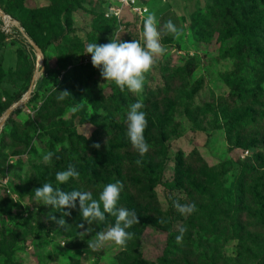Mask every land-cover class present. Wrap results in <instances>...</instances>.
Returning a JSON list of instances; mask_svg holds the SVG:
<instances>
[{"label": "rangeland", "instance_id": "obj_1", "mask_svg": "<svg viewBox=\"0 0 264 264\" xmlns=\"http://www.w3.org/2000/svg\"><path fill=\"white\" fill-rule=\"evenodd\" d=\"M16 1L11 11L33 29L38 45L53 33L66 37L48 47L39 66L33 51L32 67L30 52L18 58L22 38L0 34V121L25 97L35 79L29 98L13 108L0 130V264H158L170 233L169 264H255L257 256L264 253V63L245 78V84L241 81L248 93L260 91V98L241 102L233 96L232 102L228 101L225 79L234 69V58L228 51L239 38L219 35L217 41L198 42L189 29L191 15L211 0L148 1L149 14L157 19L166 51L155 58L146 74L142 94L126 88L121 92L83 61V43L97 42V35L88 34L93 24L101 21L109 0H81L79 9L70 15L71 29L56 0ZM168 20L175 24L178 35L166 33L163 26ZM123 26L126 29L120 40H139L143 46L142 26L138 28L129 15L123 16ZM258 37L263 43L253 49L264 58V33ZM108 40L109 36L103 39L105 44ZM188 64L192 72L185 75ZM174 71L179 73L178 83L170 87ZM114 88L126 100L141 103L147 93L154 96L164 88L171 89L168 98H158L154 107L141 109L146 113L147 139L156 126H163L166 155L159 153L163 151L159 145L152 147L156 161L150 174L138 176L142 173L135 161L141 157L125 129L124 157L116 150L110 152L106 142L98 158H88L81 166L74 164L79 176L98 168L93 180L86 174L83 183L70 179V184L62 187L55 179L58 171L67 169L62 166L38 179L40 171L51 166L43 156L69 147L67 135H54L55 125H71L80 138L89 140L102 126L111 128L117 123L115 107L98 97L105 93L111 98ZM63 91L71 97L59 99ZM169 118L172 122L166 126ZM111 147L117 148V143ZM117 180L123 184L119 206L134 210L139 220L127 229L134 237L123 248L113 242L100 249L88 247V240L99 231L114 226L115 217L106 214L105 222L88 225L77 201L71 215L64 217L68 226L59 228L47 217L51 214L58 220L62 213L34 198V190L48 182L66 192L90 191L98 200L103 187ZM175 201L194 203L197 211L182 216L173 207ZM80 224L93 232L80 236L84 231L77 227ZM181 225L187 232L178 243Z\"/></svg>", "mask_w": 264, "mask_h": 264}, {"label": "trees", "instance_id": "obj_2", "mask_svg": "<svg viewBox=\"0 0 264 264\" xmlns=\"http://www.w3.org/2000/svg\"><path fill=\"white\" fill-rule=\"evenodd\" d=\"M81 0H56L55 3L61 5L62 12L64 14L65 24L68 25L69 29H71L70 23V15L77 9H79V4ZM17 4L16 0H5L3 3L0 0V8L2 11L8 15H10L14 20L19 22V24L25 27V32L28 37L33 41V43L39 48L40 52L44 56L48 47L51 45H57L62 42L66 36L62 35H53L51 38L45 40L42 44L38 45L35 40V33L33 29L28 28L26 23L23 21L22 17L15 15L11 8L15 7ZM49 16V15H47ZM116 25V21L113 18L106 19L103 15L101 17V21H97L93 24L89 37L98 36L97 44H105L106 41H103L107 35L113 32ZM125 25V24H124ZM59 26H61L59 22ZM122 31L126 29L125 26L122 27ZM125 28V29H124ZM189 29L192 34V38L198 42H212L217 41L219 35H222L223 38L229 39L233 36H237L239 41L235 46L229 49V53L234 58V69L231 74H228L225 79V84L228 88V101L232 102L233 96H237V98L241 102H246L251 99L253 96L256 98H260V91L247 92L244 90L246 87L241 83L244 82L245 78L250 77L256 66L262 67L264 63V58L261 55L256 54L253 48H256L257 45L262 44L263 41H260L259 35L264 33V0H211L206 6L195 11L190 18ZM131 29L127 31L130 32ZM133 31V30H132ZM69 32H73L70 30ZM2 35V34H1ZM3 36V35H2ZM5 37V36H4ZM122 41V38H121ZM22 45L21 50H17L18 58L22 54H26V52H30L32 55V67H34V56L32 48L26 43L19 41ZM86 47L87 43H83V56L84 59H91L90 55H86ZM25 49V50H24ZM25 51V52H24ZM84 61V60H83ZM86 65V64H85ZM87 68L91 69L93 73L98 75L100 72L97 71L92 66L86 65ZM187 71L185 75L191 74L192 65H187ZM179 73L174 71L172 75L169 77V82L172 84L170 87L176 86L178 83V75ZM118 89L114 88L113 96L107 97L105 93H99L100 100H104V103L107 105H113L116 110V115L118 117L117 123L112 125L111 128L101 127L98 132H96L91 139L86 140L80 138L78 134L75 132V129L71 125L66 124H58L55 125L52 129L54 130V135L61 136L65 134L68 136L69 147L67 149L60 148L55 153L51 166L47 168H43L41 173L37 175V178L42 180L46 178L48 175L57 172V170L62 167H67L69 164H75L78 166L83 165V163L88 158H98L103 153V145L106 142L108 143V147L110 152H114L116 150V154L124 157L127 150L123 148L124 137L123 132L125 131L126 126V113L129 107L136 103L137 101L129 98L125 99L124 96H121ZM170 88H164L162 91H157L155 94L151 95L147 93L148 97L143 100L142 104L143 108H152L154 104L156 105V101L159 99H166L170 94ZM96 91V89H95ZM117 91V92H116ZM22 95L16 97L15 102H17ZM107 97V98H106ZM157 99V100H156ZM156 100V101H155ZM153 105V106H152ZM172 122V118H169V125ZM159 125V124H158ZM163 130V126L159 125L155 128V133L151 135L148 139L145 137L147 143L151 146L150 150L144 155L142 166H139V169L142 175H138L140 177H144L147 174H150V171L153 166L154 158L152 155V147L160 146L163 148L162 152H159L162 156L166 155L167 150L164 147L163 140L161 137V132ZM120 143H118V142ZM113 143H117V148H112ZM93 144H99L100 148L96 149L92 147ZM53 147H51V150ZM118 156V157H119ZM113 158V157H111ZM123 160V159H122ZM156 161V160H155ZM143 168V169H142ZM98 168L90 169L86 174H90L89 177L93 180V174L96 173ZM144 171V172H143ZM83 174L79 176V180L81 183L86 180L87 175ZM34 181L32 179L29 184ZM98 185L102 184L100 180H97ZM69 181L62 185H69ZM172 236L171 233L167 237L166 247L164 249L163 255L158 259V264H169L167 262L170 255V250L172 248ZM255 264H264V253H261L257 256V260Z\"/></svg>", "mask_w": 264, "mask_h": 264}, {"label": "clouds", "instance_id": "obj_3", "mask_svg": "<svg viewBox=\"0 0 264 264\" xmlns=\"http://www.w3.org/2000/svg\"><path fill=\"white\" fill-rule=\"evenodd\" d=\"M157 19L155 15L148 14L144 19L142 29L144 44L139 40L121 41L118 39H109L106 44L88 43L86 55L91 56V64L100 72L104 81H112L121 92L125 88L133 94H142L148 74L156 60L164 54L166 48L161 43V32L157 29ZM166 33L179 34V31L172 20L164 24ZM59 99L71 97L68 91L59 93ZM144 105L138 100L132 104L126 113V136L132 148L138 152L141 159L135 161L136 165L142 166V158L150 150V145L145 140L144 132L147 127L146 113L141 111ZM92 147L99 149V144H93ZM55 153L47 152L43 160L51 162ZM80 173L74 164H69L66 170L58 171L55 179L58 184L63 185L70 179H78ZM123 190V184L117 180L115 183H109L103 187L99 194V199H94L90 191H64L60 187H53L51 183L45 182L41 187L34 190V198L42 205L51 206L53 211L60 212L61 218L56 219L51 214L47 219L56 223L59 228L68 226L64 217L71 215V210L77 207L79 202V211L82 219L88 224L103 223L106 221V214L115 217L114 226L106 231H99L95 237H92L88 247L93 249L102 248L105 243L113 242L120 247H126L127 243L133 239L134 233L127 231L139 223L138 216L134 210H129L119 206L120 195ZM102 205V208H101ZM182 216L191 215L197 211L194 203L181 204L178 201L173 203ZM67 209V211H65ZM77 227L84 229L79 235L84 237L93 232L91 227L85 228L84 224ZM179 234L176 241L182 242L184 234L187 232L186 226H179Z\"/></svg>", "mask_w": 264, "mask_h": 264}, {"label": "built area", "instance_id": "obj_4", "mask_svg": "<svg viewBox=\"0 0 264 264\" xmlns=\"http://www.w3.org/2000/svg\"><path fill=\"white\" fill-rule=\"evenodd\" d=\"M149 0H109L107 11L104 14L106 19L113 18L116 21V26L109 35V39H118L121 37L122 27L121 20L123 16H131L140 28L144 19L149 14ZM0 34L8 38L21 37L24 42V36L27 35L25 27L14 20L10 15L4 13L0 8ZM28 36V35H27ZM109 42V40H108ZM107 42V43H108ZM33 50V49H32ZM86 65H92L91 59H84ZM96 69V68H95ZM99 71L98 69H96Z\"/></svg>", "mask_w": 264, "mask_h": 264}, {"label": "water", "instance_id": "obj_5", "mask_svg": "<svg viewBox=\"0 0 264 264\" xmlns=\"http://www.w3.org/2000/svg\"><path fill=\"white\" fill-rule=\"evenodd\" d=\"M24 38H25V41H26V43L33 49V51L38 55V59H37V63H36V66H39V65H41L42 64V57H43V55H42V53L40 52V50H39V48L33 43V41L27 36V35H25L24 36ZM34 81H35V79L33 78V80H32V83H31V85H30V87H29V89H28V91H27V93H26V95H25V97L24 98H26V99H28L29 98V96H30V94H31V92H32V88H33V84H34ZM24 98H22L19 102H17L7 113H6V115H5V117L0 121V130H1V128H2V126H3V124H4V120H5V118L6 117H8V115L10 114V112L13 110V108L14 107H17V106H19V105H21L23 102H24Z\"/></svg>", "mask_w": 264, "mask_h": 264}]
</instances>
